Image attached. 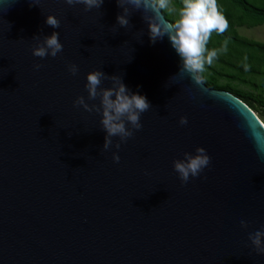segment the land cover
Instances as JSON below:
<instances>
[{
	"label": "water",
	"instance_id": "water-1",
	"mask_svg": "<svg viewBox=\"0 0 264 264\" xmlns=\"http://www.w3.org/2000/svg\"><path fill=\"white\" fill-rule=\"evenodd\" d=\"M124 7L128 28L116 0H0V264H264L248 239L264 227V130L232 95L170 79L181 61L168 38L150 43L151 14ZM53 32L63 51L34 57ZM94 70L151 105L118 164L101 115L73 106L98 105L84 90ZM197 147L211 163L182 185L173 161Z\"/></svg>",
	"mask_w": 264,
	"mask_h": 264
},
{
	"label": "clouds",
	"instance_id": "clouds-1",
	"mask_svg": "<svg viewBox=\"0 0 264 264\" xmlns=\"http://www.w3.org/2000/svg\"><path fill=\"white\" fill-rule=\"evenodd\" d=\"M31 5H37L38 0H29ZM69 6L82 4L85 11L99 9L104 0H63ZM118 7L124 9L122 15H117L116 22L120 27L130 26L128 16L130 15L124 6L130 5L137 11L145 14L142 18L148 26L149 42L155 44L164 37L168 38L171 47L179 57L180 69L174 79H183L185 75L190 77L192 83L201 86L204 83V73L220 54L227 52L228 41L225 40L220 48H208L212 34H224L229 28L227 18L220 11L218 0H181V6L176 11L175 18L166 19L165 13L169 15L175 10L173 0H116ZM45 23L51 28H59L60 21L53 15L46 18ZM63 51V45L59 40V33L53 32L44 38L43 42L32 48V55L40 59L46 57L55 58ZM247 59V58H245ZM41 64H34L33 69L39 70ZM245 70L248 65L245 64ZM67 71L75 76L79 69L75 64H69ZM110 80L109 87H102L104 80ZM84 90L89 101H97L98 105H89L84 96H77L73 101L74 107L83 108L86 112H97L101 115L100 124L106 132L103 150L105 152L115 149L112 152L113 163L120 162L117 154L121 144L132 138L134 133L142 129L141 116L148 112L151 105L144 95L132 93L122 82L120 76L106 77L101 71H91L86 74V84ZM190 97L195 99L194 95ZM179 125L188 123L186 117H180ZM113 137L118 138V142L113 144ZM264 159V153L261 154ZM211 157L202 147H197L194 154L183 153V159L173 161V170L178 175L181 184H186L190 178L200 176L203 170L209 167ZM248 223L241 220L240 227L248 228ZM251 242L257 255H264V227L249 234Z\"/></svg>",
	"mask_w": 264,
	"mask_h": 264
},
{
	"label": "rangeland",
	"instance_id": "rangeland-1",
	"mask_svg": "<svg viewBox=\"0 0 264 264\" xmlns=\"http://www.w3.org/2000/svg\"><path fill=\"white\" fill-rule=\"evenodd\" d=\"M220 11L226 10L230 13L227 18L229 22L228 33L230 38L219 39L212 34L209 46L220 48L225 40L228 41L227 52L219 55L214 63L207 67L204 75L206 87L215 90L218 87L223 89L224 93L231 94L232 91L239 93L241 96L249 97L257 104L259 109H264V52H253L244 46L238 45V40L245 43H255L264 45V24L259 26H248L238 23L235 19L241 13L236 11V7L229 0H218ZM181 6V0H173L174 11L167 16L172 20L175 18L176 11ZM234 35L236 38H234ZM209 48V47H208ZM209 48V49H212ZM247 58V59H245ZM247 64L252 69L251 72L237 73L233 69L235 65ZM219 91V90H217ZM254 113V112H253ZM255 116L264 124V116L254 113Z\"/></svg>",
	"mask_w": 264,
	"mask_h": 264
},
{
	"label": "trees",
	"instance_id": "trees-1",
	"mask_svg": "<svg viewBox=\"0 0 264 264\" xmlns=\"http://www.w3.org/2000/svg\"><path fill=\"white\" fill-rule=\"evenodd\" d=\"M233 3V6L236 7V11L241 13L240 15H237L235 17V19L238 21V23H242L248 26H259L264 24V0H229ZM223 13V15L228 18L230 16V13H228L226 10L221 11ZM165 17L166 19L171 20L167 14L165 13ZM228 20V19H227ZM214 36L219 38V39H227L230 38V35L228 33V30L222 34V35H218L216 33H214ZM234 38L235 35H234ZM238 45L244 46L247 49L253 51V52H259V53H263L264 52V45H257L255 43H245L242 40H238ZM209 48H212L208 45ZM245 64H238L235 65L233 67L234 70L237 71V73H245V72H251L252 69L251 68H247V70H245ZM205 85H207V82L204 81ZM215 90H219V91H224L223 89L219 88H215ZM233 97H235L236 99L240 100L243 104H245L252 112L254 113H258L261 114L262 116H264V109L262 108L261 110L259 109V107L257 106L256 103H254L253 100H251L249 97H243L241 96L239 93L232 91V93L230 94Z\"/></svg>",
	"mask_w": 264,
	"mask_h": 264
},
{
	"label": "bare ground",
	"instance_id": "bare-ground-1",
	"mask_svg": "<svg viewBox=\"0 0 264 264\" xmlns=\"http://www.w3.org/2000/svg\"><path fill=\"white\" fill-rule=\"evenodd\" d=\"M253 113V112H252ZM253 115H254V117H255V119H256V121L259 123V125L262 127V129L264 130V124H263V122H261L256 116H255V114L253 113Z\"/></svg>",
	"mask_w": 264,
	"mask_h": 264
}]
</instances>
